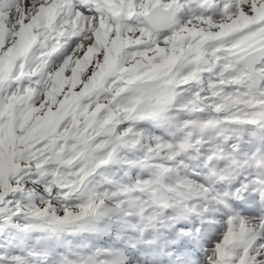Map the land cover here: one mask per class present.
Listing matches in <instances>:
<instances>
[{
	"label": "snow or ice",
	"instance_id": "6c2138e0",
	"mask_svg": "<svg viewBox=\"0 0 264 264\" xmlns=\"http://www.w3.org/2000/svg\"><path fill=\"white\" fill-rule=\"evenodd\" d=\"M0 264H264V0H0Z\"/></svg>",
	"mask_w": 264,
	"mask_h": 264
}]
</instances>
